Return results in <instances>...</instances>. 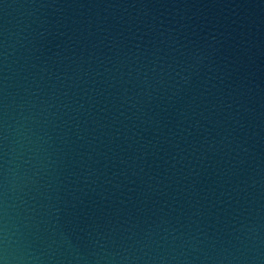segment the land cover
I'll return each mask as SVG.
<instances>
[{"label":"water","instance_id":"water-1","mask_svg":"<svg viewBox=\"0 0 264 264\" xmlns=\"http://www.w3.org/2000/svg\"><path fill=\"white\" fill-rule=\"evenodd\" d=\"M0 264H264V0H0Z\"/></svg>","mask_w":264,"mask_h":264}]
</instances>
